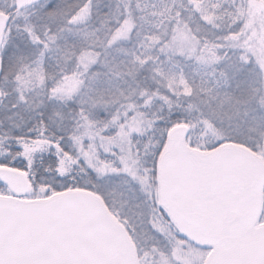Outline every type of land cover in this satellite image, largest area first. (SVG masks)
<instances>
[{
  "label": "snow or ice",
  "instance_id": "6c2138e0",
  "mask_svg": "<svg viewBox=\"0 0 264 264\" xmlns=\"http://www.w3.org/2000/svg\"><path fill=\"white\" fill-rule=\"evenodd\" d=\"M0 264H264V0H0Z\"/></svg>",
  "mask_w": 264,
  "mask_h": 264
}]
</instances>
